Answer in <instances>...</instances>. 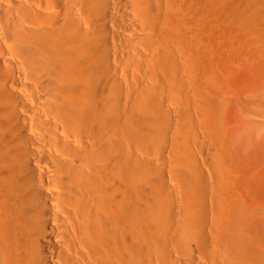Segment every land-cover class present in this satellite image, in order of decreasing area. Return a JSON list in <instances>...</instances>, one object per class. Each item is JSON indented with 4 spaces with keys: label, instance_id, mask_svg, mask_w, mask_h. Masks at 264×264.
Returning a JSON list of instances; mask_svg holds the SVG:
<instances>
[{
    "label": "bare ground",
    "instance_id": "1",
    "mask_svg": "<svg viewBox=\"0 0 264 264\" xmlns=\"http://www.w3.org/2000/svg\"><path fill=\"white\" fill-rule=\"evenodd\" d=\"M0 264H264V0H0Z\"/></svg>",
    "mask_w": 264,
    "mask_h": 264
}]
</instances>
